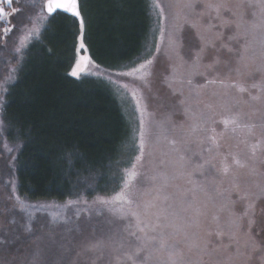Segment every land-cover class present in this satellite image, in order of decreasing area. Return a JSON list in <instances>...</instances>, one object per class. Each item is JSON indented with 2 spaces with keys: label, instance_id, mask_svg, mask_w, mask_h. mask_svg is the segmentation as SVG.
<instances>
[{
  "label": "rangeland",
  "instance_id": "rangeland-1",
  "mask_svg": "<svg viewBox=\"0 0 264 264\" xmlns=\"http://www.w3.org/2000/svg\"><path fill=\"white\" fill-rule=\"evenodd\" d=\"M192 2L195 7L188 9L184 6L185 0H159L164 15L158 17L157 10L156 16L159 28L163 26L165 29V40H161L158 29L156 45L160 51L156 52L155 47L154 54L145 59L155 58L151 75L145 80L122 77L118 75L120 72L107 74L91 67L88 71H95V74L80 76L106 80L129 115L135 131V150L129 163L120 169L117 189L113 193L77 197L65 202H32L20 197L14 174L18 145L7 140L0 116V264H92L96 254L85 251L90 242L107 240L111 236L115 241L114 248L121 240L125 249L129 243L135 244V238L125 231L126 226L135 221L121 219L119 213L100 204L98 198H108L120 191L124 170H131L136 162L141 112L146 147L143 160L136 168L139 176L132 187L134 199L136 203L151 200L163 182L161 177L165 176L168 187L162 194L172 197L169 203H175L177 210L186 195L184 207L188 210L182 215L185 219L195 218L198 226L189 229L188 236L179 231L167 238L169 245H175L183 253L184 264H264V250L252 251L257 244H264V197L256 199L255 195H249L247 200L240 199L246 193H257L254 181H264V154L257 150L255 159L250 155V145L260 138V124L264 120V71H255L264 65V58L259 55L258 44L253 42V34L249 32L245 36V29L250 28L254 19V9L247 7L246 0ZM42 3L43 0H12L9 7L0 0V6L5 5L9 13L0 30L4 27L12 29L7 35L3 32L0 35V108L6 87L15 79L18 65L23 62L24 51L49 23L50 18L45 21L40 15ZM209 4L221 5L219 13L209 8ZM169 31L175 35L174 49L167 45ZM197 34L204 37L207 48L205 58L194 67L193 59L198 49L191 45L196 42ZM237 34L239 40L229 39ZM77 38L79 50L71 71L79 56H88L85 48H79L80 34ZM249 42L256 48L255 58L238 62L235 51ZM229 48L233 51L229 52ZM246 55L250 56L251 52ZM145 60L123 71H130ZM215 60L219 63L214 64ZM243 63L248 64L247 70L243 69ZM237 67H241L240 75L234 71ZM211 79L218 83L208 84ZM221 80L243 86L246 91L240 92L236 87L224 88L219 83ZM125 83L127 89L123 88ZM251 96H260L261 100L253 101ZM137 100L140 101L139 110ZM226 109L239 113L242 122L257 126L252 136L247 130L240 129L235 134H225L220 141L222 152L238 154L250 167L256 168V175L250 173V168L233 169L235 182L232 173L225 176L218 171L220 157L212 161L215 168L205 164L210 156L206 138L223 131V125L218 121L229 114ZM193 125L197 127L196 132L191 131ZM172 140L177 143L172 145ZM9 148L11 151L7 150ZM181 155L183 161L179 159ZM153 176L157 179L153 180ZM249 203L254 207L240 221L239 217ZM233 220L242 223L243 228L233 225ZM249 221H252L250 233L247 231ZM119 254L112 252L111 257L106 254L105 260L111 258L115 264V257ZM156 255L164 258L167 253Z\"/></svg>",
  "mask_w": 264,
  "mask_h": 264
},
{
  "label": "trees",
  "instance_id": "trees-1",
  "mask_svg": "<svg viewBox=\"0 0 264 264\" xmlns=\"http://www.w3.org/2000/svg\"><path fill=\"white\" fill-rule=\"evenodd\" d=\"M80 2L85 50L100 70L121 72L154 54L160 22L153 0ZM4 25L0 21V29ZM78 34L75 18H50L24 51L3 97L6 137L18 145L17 192L28 201L113 193L135 150L131 119L112 86L104 79L70 75Z\"/></svg>",
  "mask_w": 264,
  "mask_h": 264
},
{
  "label": "snow or ice",
  "instance_id": "snow-or-ice-1",
  "mask_svg": "<svg viewBox=\"0 0 264 264\" xmlns=\"http://www.w3.org/2000/svg\"><path fill=\"white\" fill-rule=\"evenodd\" d=\"M9 7L12 4V0H4ZM247 7L254 9L253 21L250 24V28L245 29V36L249 32L253 34V42L259 46V55L261 58H264V0H246ZM153 9L158 10L157 16L162 17L164 15V9L160 5L159 0H153ZM186 8L192 9L195 7L192 0H185ZM209 8H212L217 13H219L221 5L219 4H209ZM230 11V9H227ZM15 9H13V13ZM257 13H259L257 18ZM70 14L71 17L77 18L79 22L80 29V45L79 48L82 50L85 48L83 42L85 22L81 10L80 0H43L41 5L40 15L45 21L49 18H55L59 15ZM9 16V13L6 12L5 7L0 6V21H6ZM195 28V25H192ZM239 28V25H237ZM11 27H4L3 33L7 35L11 31ZM38 33V30H36ZM160 38L162 41L165 40V29L163 26L159 28ZM258 34V35H257ZM230 40H239V35H234L229 37ZM196 42L191 45V47L198 49L193 59V66L198 67L199 62L205 58L207 45L204 44V37L197 34L195 37ZM23 39L21 44H23ZM167 45L169 48L174 49L176 45L175 35L172 31L167 33ZM19 52L20 49L17 48ZM160 51L159 45H156V52ZM229 52H232L233 49L229 48ZM251 52V55L248 54ZM238 62H243L246 59H254L256 56V48L252 46V42L245 43L241 46V49L235 51ZM189 56H192L191 50L189 51ZM154 57L147 59L144 62L140 63L138 67H132L130 71L120 72L118 75L122 77H137L141 81L145 80L147 76L151 75L150 68L154 63ZM219 61L215 60L214 64H218ZM93 68L98 71L99 66L95 65L90 57L81 55L76 60L75 65L70 73L73 77H80L82 74H95V71L89 72V68ZM209 68L212 65L208 66ZM244 70L248 69V64L243 63L242 65ZM237 75L241 74V67L234 69ZM255 71L262 72L264 71V65L256 68ZM139 74V75H137ZM203 74V73H201ZM251 75V73H249ZM191 83V81H189ZM208 84H216L217 80L211 79L207 81ZM220 85L224 88L236 87L240 92H245L246 89L243 86L234 83H225L223 80L219 81ZM256 85H253L255 87ZM123 88L127 89L128 84H123ZM197 95H199L197 93ZM133 98H135V93H133ZM251 100L259 101L261 100L260 96H251ZM140 101L137 100V110H139ZM183 103V101H181ZM211 107V106H208ZM229 113L222 117L218 123L223 125V131L221 133L208 136L206 138L209 146L207 152L210 154L209 159L205 161V164L211 165L215 168V165L212 164V161L217 157H220L219 163L220 168L218 169L223 175L228 176L232 173L233 181L236 180V174L232 172L233 169H244L250 168V173L256 175V168L250 167L247 161L240 159L238 154L233 153H224L221 151L222 144L220 141L223 139L225 134L237 133L240 129L247 130L248 135H254L256 124L244 123L241 120L239 113H231L230 109H226ZM217 123V121H213ZM260 138L256 139L255 143L250 145V155L252 159H255L257 150H260L264 154V120L260 124ZM192 132L197 131L195 125L192 126ZM212 132L215 133V128L212 129ZM145 122L143 120V112H141V119L138 127V144L136 149L138 155L135 157V163L132 164L131 170H124V177H122V186L120 191L115 192L111 197L108 198H98V202L103 205L109 206V210L114 213H119L121 219L134 220L135 223H129L125 231L130 237L135 238V244L129 243L128 249H125L124 241L121 240L117 247L112 245L115 243L113 237L109 236L107 240L99 239L95 242H90L86 247V252L95 253L96 257L92 261V264H112V259L109 258L105 260V255L107 254L111 257L112 252L120 253L115 257V264H184L183 253L175 246L169 245L167 242L168 236L174 235L176 232L183 231L185 236H188V230L198 226V221L195 218H188L182 215V213L187 212L188 208L184 207V202L186 200V195L181 199L179 210L175 203H169V200L172 197L164 193V190L168 187V178L161 177L162 184L156 190V195L151 199L144 201L142 203H136L134 196L135 193L132 191L133 184L139 172L136 171L137 165L143 160L146 141H145ZM204 141H201L203 143ZM243 142V141H242ZM172 145L177 143L176 140L170 141ZM7 147V146H5ZM11 151V149H7ZM214 153V154H213ZM181 161L184 160V156L181 155L179 158ZM201 168L204 165H200ZM153 180H156L157 177L153 176ZM254 186L258 190L256 194L246 193L244 196L240 197L241 200H247L249 195H255L256 199L264 197V181H254ZM236 187H239L238 184H235ZM19 200V197L16 198ZM73 203V202H69ZM78 203V202H77ZM235 203V202H233ZM191 207V204L188 205ZM254 207L252 203L246 205L243 213L240 215L239 220L243 221L244 217L248 215V212ZM22 210V209H21ZM197 214L198 210H197ZM233 225L237 228H243L242 223H238L236 220L232 221ZM252 221H249V228L247 231L251 232L250 225ZM134 229V230H132ZM29 230H31L29 228ZM171 230V231H169ZM264 250V244H257L252 248L253 252ZM239 251V250H237ZM160 252H166L167 255L164 258H161L159 255H156Z\"/></svg>",
  "mask_w": 264,
  "mask_h": 264
},
{
  "label": "water",
  "instance_id": "water-1",
  "mask_svg": "<svg viewBox=\"0 0 264 264\" xmlns=\"http://www.w3.org/2000/svg\"><path fill=\"white\" fill-rule=\"evenodd\" d=\"M66 15H69L70 16V14H66ZM76 20H77V22H78V19L77 18H75ZM78 24H79V22H78Z\"/></svg>",
  "mask_w": 264,
  "mask_h": 264
}]
</instances>
